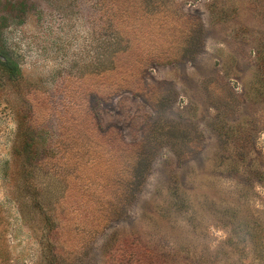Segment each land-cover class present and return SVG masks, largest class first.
Instances as JSON below:
<instances>
[{
    "label": "rangeland",
    "instance_id": "obj_1",
    "mask_svg": "<svg viewBox=\"0 0 264 264\" xmlns=\"http://www.w3.org/2000/svg\"><path fill=\"white\" fill-rule=\"evenodd\" d=\"M0 16V264H264V0Z\"/></svg>",
    "mask_w": 264,
    "mask_h": 264
},
{
    "label": "trees",
    "instance_id": "obj_2",
    "mask_svg": "<svg viewBox=\"0 0 264 264\" xmlns=\"http://www.w3.org/2000/svg\"><path fill=\"white\" fill-rule=\"evenodd\" d=\"M3 26L4 23L0 16V37L2 36ZM0 65L11 79L14 78L16 79L22 73L19 64L16 61L12 60L9 55L5 54L4 50L1 47H0Z\"/></svg>",
    "mask_w": 264,
    "mask_h": 264
}]
</instances>
